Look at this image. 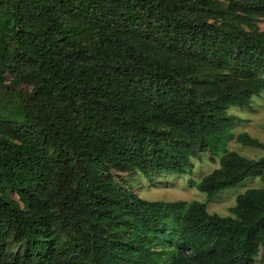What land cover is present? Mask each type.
<instances>
[{"label": "trees", "instance_id": "1", "mask_svg": "<svg viewBox=\"0 0 264 264\" xmlns=\"http://www.w3.org/2000/svg\"><path fill=\"white\" fill-rule=\"evenodd\" d=\"M262 19L264 0H0V264H264V154L225 150L189 181L263 183L227 216L109 172L190 174L232 140L264 153L230 113L264 93Z\"/></svg>", "mask_w": 264, "mask_h": 264}, {"label": "rangeland", "instance_id": "2", "mask_svg": "<svg viewBox=\"0 0 264 264\" xmlns=\"http://www.w3.org/2000/svg\"><path fill=\"white\" fill-rule=\"evenodd\" d=\"M259 28L264 30V19L259 24ZM6 85L10 83V77L5 76ZM24 85L16 87L15 90L23 91ZM230 113L237 116L239 121L235 123L232 132L234 135L246 132L259 142L264 143V93L254 99L249 109L238 110L230 108ZM235 151L240 155L257 159L263 156V151L257 148L239 145L235 140L226 145H221L214 155L210 153L202 154L200 159L193 160V169L190 174L185 175H151L145 176L140 173H121L110 170V174L118 182L132 189L141 198L154 201H183L190 203L197 201L205 204L210 213H216L220 216L229 215V208L235 203L236 197L250 188H261L263 183L256 180H247L238 187L230 189L214 198H208L205 194L199 192L195 186H191L189 181L200 183L202 178L219 167L220 157L224 151ZM211 159H214L211 161Z\"/></svg>", "mask_w": 264, "mask_h": 264}]
</instances>
